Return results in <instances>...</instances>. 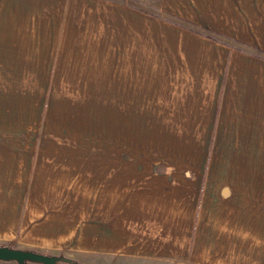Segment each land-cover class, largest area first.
<instances>
[{"label":"crops","instance_id":"1","mask_svg":"<svg viewBox=\"0 0 264 264\" xmlns=\"http://www.w3.org/2000/svg\"><path fill=\"white\" fill-rule=\"evenodd\" d=\"M54 1L53 7L29 9L41 25L35 31L12 25L3 48L13 53L19 45L27 50L21 55H44L47 63L89 53L85 63L92 69L98 64L93 50L108 55L115 46L116 61L110 63H117L120 95L133 96L134 112L145 98L161 101L165 115L147 120L148 127L158 129L151 131L154 150L144 156L148 176L134 174L127 184L123 175H102L101 213L84 225L85 244L79 249L111 257L132 250V257L151 264H184L188 256L195 264H253L251 210L241 216L238 199H232L236 191L230 194L232 184L222 179L217 185L215 170L220 168L222 176L264 173V0H86L83 9ZM46 14L52 15L51 27L56 21L65 24L66 33L60 27L46 29ZM108 27L117 29L116 40ZM34 40L32 47L22 45ZM44 40H53L52 45ZM40 47L47 50L34 51ZM41 150V162L48 150L53 159L36 172L23 210L16 207L11 219H0V240L14 242L15 249L61 257L66 247H77V219L65 213L69 202L75 203L77 187H68L70 165L66 172L59 170L67 165L57 157L66 154L62 147L41 141ZM103 151L107 156L109 151ZM132 154L134 160L142 157L139 151ZM207 160L222 162H211L205 174ZM255 166L256 173L251 171ZM91 182L90 190L96 187L94 178ZM37 187L44 192L41 201L34 197ZM237 239L244 240L243 246ZM227 241L232 247H224ZM10 262L0 264H17Z\"/></svg>","mask_w":264,"mask_h":264},{"label":"rangeland","instance_id":"2","mask_svg":"<svg viewBox=\"0 0 264 264\" xmlns=\"http://www.w3.org/2000/svg\"><path fill=\"white\" fill-rule=\"evenodd\" d=\"M85 1L59 0L67 7L79 9L85 7ZM128 1L132 4L133 0ZM55 3L54 0H0V50L8 46L5 36L10 33L9 29L12 25L24 27L25 31L27 29L35 31L36 26L41 25L37 17L28 15V11L35 10L37 7H53L56 6ZM56 17L53 16L55 19ZM44 18L46 29L55 30L60 27L65 33L68 30L65 24L57 25V21L51 27L52 24L49 22L52 15L46 14ZM107 31H111V34L115 33L113 36L116 40L117 29L108 27ZM94 32L96 31L93 30ZM52 41L44 40L43 44L51 46ZM35 43L36 40L25 41L22 45L32 47ZM61 45H64L63 41ZM17 46L16 52L8 53L10 50L5 49L3 54H0V219H11L16 207H21L23 210L28 203V196L31 197L34 191L32 183L36 172L43 171L46 163L53 159V154L47 153L49 150L46 152V159L42 162L38 157L41 141H46L49 146H61L62 151H65L66 154H57V157L65 159L67 164L59 170L61 173L66 172L70 165L72 180L68 187L72 185L77 187L75 203L71 200L69 207L65 208L67 217L77 219V247L72 245L66 247L62 250L64 254L60 258L72 261L70 264H151L145 257H132V250H130L131 255L121 252L116 257L107 256L101 252L97 255H85V250H80L78 244H85L84 225L89 219H97L100 216L102 175L105 176L107 173L109 177L123 175L124 182L129 184L134 174L148 176L147 174L150 173L149 159H144V156L145 153L154 150L149 146L155 140L151 131L158 129L148 127L147 120L155 115L159 119H165L163 102L154 104L150 102V99L145 98L144 102L135 104L136 111H133V103L136 100L131 94L120 95L116 78L117 63H110L111 60L116 61L115 46H112L113 48L109 50L111 53L108 55H98L96 50H93L91 58L93 61H98V64L94 62L92 69H89L90 65L85 63L90 57L89 53L82 56L66 55L62 56L61 63H47L44 61L49 58H45L44 55H38V57L21 55V52L25 53L27 50ZM43 50L45 52L47 48ZM43 50L40 47L34 51L42 53ZM82 50L85 51V49ZM50 59L52 60L53 57ZM69 60L81 62L74 63ZM101 60H108V62L100 63ZM53 70L56 72V78L53 76ZM139 107L143 110L142 112L138 111ZM149 107H152L151 111H144ZM158 107L161 111L154 110ZM138 119H140L139 122L136 121ZM120 131L122 133L119 136L117 152L116 139ZM191 146L196 147V145ZM103 150L109 151L107 156ZM138 151L141 152L142 155L139 156L142 157L134 160L135 156L132 153ZM121 153L123 156L120 155ZM188 162L197 164L200 161L190 159ZM211 162L217 165L222 161L207 160L205 174ZM117 164L120 165L118 169ZM232 164L231 162V167H233ZM158 170L164 169L159 167ZM233 171L242 172V170ZM251 171L256 173L259 170L255 166ZM215 172L217 175L215 178L218 179L217 185L220 179L225 184H232L228 191L230 194L236 191L232 199L233 202L238 199L236 209L241 212V216H244L245 212L248 216L251 210L254 231L252 263L264 264V173L222 176L219 173L220 168H217ZM190 177L189 180H193ZM93 178L96 187L90 190ZM43 193L41 189L35 190L34 197L37 194L38 199L43 198ZM57 193L61 194L62 191ZM127 194L129 192L125 195ZM126 200L128 201V198ZM211 211L212 209L208 214L212 216ZM236 242H241L243 246L244 240L237 239ZM14 244V242L0 240V246L15 248L16 244ZM230 246L229 242L224 245V247ZM26 264L40 263L26 262ZM61 264L69 263L61 261ZM184 264L195 263L191 262L188 256L184 259Z\"/></svg>","mask_w":264,"mask_h":264},{"label":"water","instance_id":"3","mask_svg":"<svg viewBox=\"0 0 264 264\" xmlns=\"http://www.w3.org/2000/svg\"><path fill=\"white\" fill-rule=\"evenodd\" d=\"M0 261H12L17 264H26V262H34L40 264H61V261L69 260L51 255L41 254L29 250H19L10 246H0Z\"/></svg>","mask_w":264,"mask_h":264},{"label":"trees","instance_id":"4","mask_svg":"<svg viewBox=\"0 0 264 264\" xmlns=\"http://www.w3.org/2000/svg\"><path fill=\"white\" fill-rule=\"evenodd\" d=\"M68 263L70 264V263H72V261H68Z\"/></svg>","mask_w":264,"mask_h":264}]
</instances>
